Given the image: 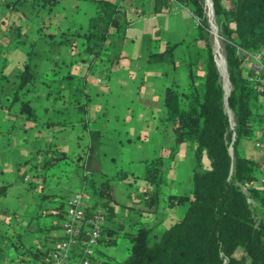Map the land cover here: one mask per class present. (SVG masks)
I'll use <instances>...</instances> for the list:
<instances>
[{
  "label": "trees",
  "instance_id": "obj_1",
  "mask_svg": "<svg viewBox=\"0 0 264 264\" xmlns=\"http://www.w3.org/2000/svg\"><path fill=\"white\" fill-rule=\"evenodd\" d=\"M21 1L16 0L11 4V9L15 10V5ZM58 1L36 0V4L39 9L51 13ZM91 1L95 3V11L84 30L71 32L68 28L58 35L43 34V39L53 45H72L74 38L80 39L76 56H79L81 62L89 59V67L99 61H112L110 54L113 47L125 39L127 26L130 24V21L121 19L124 13L119 5L108 0ZM155 1L166 6L168 2ZM176 1L196 20L197 30L193 36L196 55L194 63H190L189 75L194 76L192 68L196 67L203 81L201 93L193 84L187 90H180L177 84H171L165 87L162 98L164 119L173 126V147L168 158L174 159L178 148L183 144L190 143L193 146L195 165L191 171L189 192L172 193L165 198V206L169 210L181 206L186 209L180 220L161 233H155L163 223L159 200L162 186L166 183L167 169L164 167L162 155L144 160L142 175L134 176L135 179L145 182L142 204L134 209L141 217H152V221H139L133 231H126L122 223L118 222L115 234H122L130 241L127 257L121 261L111 259L101 262L92 256L90 264H264V185L260 183L264 178L263 161L240 153L242 141L249 140L255 144L262 138L264 104L257 88L249 81V74L238 52L243 50L261 53L264 62V0H209L223 45L231 89L226 98V108L225 89L222 76L218 74L217 65L215 66L217 60L214 61L204 0ZM6 30L12 34L11 48H16L18 42H25L20 25H9ZM32 45L30 43L31 47ZM173 47L174 45H168L162 53H150L147 63L150 66L174 64ZM31 53L32 51L26 55L23 70L15 77V85L8 97L10 104L3 105L0 101V107L10 111L13 105H18V113L27 121L38 125V116L27 98L36 77L30 68ZM72 56H75L74 53ZM86 76L87 73L82 79H78L68 70L63 77L65 80H73L65 84L68 93L62 96L63 91L58 88L54 92L53 100L59 99L77 112L79 123L87 131V146L74 157H70L57 145L48 143L43 150H38V154L43 157L36 165L47 172L61 163L73 162L76 171L80 170L78 178L82 187L79 190L86 191L91 198L86 215L89 216L94 209H100L106 222L115 217V197L109 178L99 184L95 180L96 175L103 176L99 157L102 133L89 129L85 124L88 97L85 89L79 90L78 85L80 81L84 85ZM5 79L0 66V96L4 92ZM44 84L48 88L49 83ZM47 92L48 96L52 95L50 89ZM227 111L232 116V131L229 129L231 123ZM55 124L46 122L44 126ZM232 132L234 139L231 143ZM230 144L232 154L228 151ZM9 186L10 184L0 185V200L6 196ZM95 196L99 197L98 201ZM51 197L42 195L44 199ZM66 201H60L53 209L52 223L48 229L39 223L41 214L45 215L42 209L29 217V225L24 232L33 235L36 243L34 248L22 243L20 230L13 227L10 236L0 231V259H6L10 255L9 250H12L15 257L11 262L46 264L45 259L56 247H48L46 240L57 245L62 238H53L52 235L44 233L62 230L66 219ZM105 222L98 245H115L116 236L106 235ZM78 256L79 253H75V257Z\"/></svg>",
  "mask_w": 264,
  "mask_h": 264
},
{
  "label": "crops",
  "instance_id": "obj_2",
  "mask_svg": "<svg viewBox=\"0 0 264 264\" xmlns=\"http://www.w3.org/2000/svg\"><path fill=\"white\" fill-rule=\"evenodd\" d=\"M76 2L78 1L75 0V7L77 6ZM11 4L12 3L7 0H3V2L0 3V14L4 12L6 15L8 13V16H4L0 21V39L4 38L9 43L11 42L12 34L11 32L7 33L5 28L9 26L6 24L9 23L8 17L11 15ZM181 10H184V12H186L194 21L195 34L197 30L196 20L187 9L183 7H173L169 5L168 2L166 6L157 3L155 0H136L135 10H132L131 12L138 22H140L141 26L144 27L142 31L143 33H141L144 37H147L145 40L146 48H144L145 50L143 53H134L132 47H130V54L128 55H125L123 52L115 55L111 54V73L114 76L113 80L115 81V85L113 86L114 88H120L118 90L120 95L117 100L106 102L105 107L97 105L92 107L88 105L85 124L89 129L99 130L102 133L100 148L103 149V155H105L106 151H110L114 156L115 150L117 151L119 147L130 152L132 151V147H134L137 148V153H146L149 151L150 145L146 144V142L150 132L145 126V122L148 123L150 118L155 119L156 111L154 110V106L155 104H158V99L163 97L165 87L171 84H176V80L174 79L175 71L171 70L173 75L168 69L163 72L164 74L161 72L167 77L166 79L159 81L157 95H154L153 92L149 91V88L143 86V84L141 86L137 85L138 81L143 83L146 77L150 75L149 72H146L145 75H140L142 74V70L139 68L138 60L139 62H143L145 66H150L147 63V58L150 53H162L166 50L167 46L172 43L174 45L173 55H176L180 48H182L181 41L183 40V37L186 36L189 28L191 29V24L186 21V18L183 15H180ZM121 11L126 14L125 10L121 9ZM131 22L132 20H130V24ZM161 24L163 25V29H161ZM74 27L75 26H69L68 28H70L71 32H78ZM80 29H82V26H80ZM62 30L63 29L59 28L60 32H62ZM33 33L34 31L21 26V34L25 38L28 36L35 37ZM133 39L135 40V38ZM133 39H131L132 43H134ZM189 42L191 47L188 49L189 52L196 55L193 37ZM7 45L11 47V44ZM151 47H156L157 50H149ZM12 50L13 48L10 49V52ZM73 52L72 49L68 50L67 54L69 55H65L64 57L55 55L54 69L46 70V68L42 66L40 70H36L38 72H36L37 75H40L39 72H42L44 76L50 78H42L37 81L34 80L30 94L27 96L30 100L31 106L38 116V125L27 121L24 116L20 115L18 113V105H13L10 108V111L4 107H0V185L10 184L6 196L0 200V231L6 236H10L13 227L14 229L20 230L22 243L31 248H34L36 244L34 237L32 234L24 232L29 225V217L42 209L45 215L41 214L39 223L48 229L52 223L51 214L53 213V209L60 201H66L67 198L82 187V183L79 180L73 179L69 181V174L76 172L73 162L61 163L47 172L36 165L41 162L43 157L42 154H38V150H43L48 143L57 145L70 157H74L88 144L87 131L82 124L79 123L77 112L65 102L60 101L59 99L57 101L53 100L54 92L58 90V88H61L63 91L62 96H65L68 93L65 84H68L73 80H65L63 77L68 70L71 71L69 64L71 65L70 58ZM10 56L12 55H0V66L3 68V74L5 77H9L8 74H6V71H4V67L8 63ZM26 57V54L17 57L18 60L16 64L20 70L11 75L14 78L12 82L4 83V92L3 95L0 96V101L3 105L10 104L8 98L10 97V91L15 85V77L17 73L22 70ZM4 59L5 62H3ZM166 65L176 67L175 60L174 64ZM95 67H98V70L95 72L99 73L100 66L97 65ZM79 70H84V67ZM86 73L88 75V72ZM161 73L154 72L151 76L158 77ZM43 79L49 83L48 88L45 86ZM89 80L92 83L93 92L96 96L100 94L103 95L111 89L112 83L110 84V82L105 87L106 92H103V87H98L101 84L97 79L94 78L91 80L90 78ZM127 81H130L132 86L131 89L125 91L124 86L127 84ZM46 89L52 91L51 96H48ZM84 91L86 92V90ZM86 94L87 96L89 95L87 92ZM46 122L56 124L46 127L44 126V123ZM62 123L65 125H61ZM241 145L243 147H241L240 150L241 155L245 156L247 153H252L248 158L256 160L255 157L258 156V161L264 159V154L259 150L260 153H257V149H255L252 142L250 145L246 143ZM185 151H189L192 157L189 169L190 173L188 172V174L186 172V184L182 187V185L176 183L178 175L174 169L175 165H169L165 174L166 183L162 186L159 200V212L163 215V223L155 230L156 234L161 233V231L169 227L171 224L180 220L183 216L182 213H184V210L186 209L185 207L182 210V207H180L177 210L168 211L164 204L167 195L172 193L184 194L189 191L191 184V171L195 165L193 146L190 143L183 144L179 147L178 153L175 156V159H177L175 164L179 165L178 163L184 161L185 157H179L178 154L180 152L186 153ZM130 159V162L134 161L132 158ZM27 161L29 162L27 163ZM117 175H119V173H117ZM20 178H23V180H20ZM95 179L96 183L99 184L105 180V176L97 175ZM115 182H117L118 186L126 184V181L119 178V176L116 178ZM128 185L133 186L132 183H128ZM135 186L136 188L134 191H132L133 188L130 187V189H128L129 192H125V201H118L116 194L114 193L115 203H113V211L115 217L112 221L107 220L105 222L106 235L117 236L115 233L118 228V222L122 223L126 231H133L136 229L139 221H152V217H141L135 212L134 207H140L142 204V193L145 188V183L141 181L139 186L137 184ZM9 191L10 193L8 196ZM42 195H51L52 197L50 199H44L42 198ZM1 210H5L6 212L3 213ZM178 211L180 212L179 214ZM46 234L49 236L52 235L53 238L57 239L63 237L62 230H55L52 232L47 231L44 235ZM46 244L48 247L56 246L55 243L47 240ZM98 247L96 253L99 252ZM126 250L128 251V248ZM9 253L10 255L6 259H0V264H26V261L23 263L11 262V259L15 257V253L12 250H9ZM111 259L115 260L110 256L109 260Z\"/></svg>",
  "mask_w": 264,
  "mask_h": 264
},
{
  "label": "rangeland",
  "instance_id": "obj_3",
  "mask_svg": "<svg viewBox=\"0 0 264 264\" xmlns=\"http://www.w3.org/2000/svg\"><path fill=\"white\" fill-rule=\"evenodd\" d=\"M7 1L14 4L16 0H7ZM77 1H78L76 2L77 6L75 7V0H59L56 7L53 9L51 13H48L45 10L39 9V6L36 4V0H22L18 5L17 4L15 5V10L10 8L11 15L8 17V22L10 24L7 23L6 25H13V24L21 25L23 28H28L29 30L34 31L33 34L35 35V37L34 36L26 37L25 42H18L16 44V48L13 47V50L11 52H10L11 47L7 45L11 43L7 42L6 39L4 38L0 39V55H12L10 56L8 63L4 67V71H6V74H8L9 76V77H6L4 83L12 82L14 78L11 75L20 70L18 69L17 64H16L18 60L17 57H19L20 55H23V54L27 55L29 52L32 51L29 63H30L31 70L36 74L37 72L36 70L38 69L40 70L42 66L45 67L46 70H49L52 68L54 69L55 68V55L64 57L65 55H69L67 54V51L72 49L74 51L73 53L75 56H71L70 58L71 65L68 63L69 68L71 70L70 71L71 74L78 77V79H82L84 75L86 74V72H88V75L85 77L86 82L84 81L85 82L84 85H82L83 81H80V80H79L80 85H78L79 90L83 91V88H84L86 92L89 94L87 96L88 105L92 107L96 105L105 107L106 102H111L113 100L118 99V96L120 95L119 94L120 92L118 90L120 88H114L113 86L115 85V81L113 80L114 76L111 73L112 64L110 62L102 63L99 61V62H96L95 65H91L90 67H89V62H90L89 59H87L85 62H81L79 59V56H76L77 49L80 48V43H81L80 39L78 38H74V42L72 45H69V44L53 45V44L47 43L43 39V34H49V33L55 34L56 33L58 35L60 33L59 28L63 29L62 31H64L68 29L69 26H75L74 28H76L78 32H81L82 30L86 28L89 17L94 14L95 3L91 0H77ZM108 1L116 5H119L122 10L126 11V14L121 16L122 20L125 19L128 22L132 20L131 24L127 26V30L125 33V39L115 44L111 54L115 55V54L123 52L125 55H128L130 54V49H129L130 47H132V50L134 53H143L145 50L144 48H146L145 40L147 37H144V35H142L143 33L142 31L144 27L141 26L140 22H138L136 17H134V15L131 12L132 10H135L136 0H108ZM208 1L209 0H204V4L206 5L207 10L209 9ZM2 2L3 0H0V3ZM180 15H183L186 18V21H188V23L191 24V29L189 28V31L186 33V36L183 37V40L181 39L182 48H180V50L176 53V55H174L176 67H173L172 65L170 66L169 65H154V66L147 65L145 66L143 62H139L138 60L139 68L142 70L141 72L142 74L140 75H145L146 72H149L150 75L146 77L143 83L141 81H138L137 85L141 86L143 84V86L148 87L149 91L153 92L154 95H157L158 88H159V81H161L162 79H166L167 77L163 75L164 74L163 72L166 69H168L169 71L171 70L175 71L174 79L176 80V84L178 85L180 90H187L189 86L193 84V86L196 88V90L199 93L203 91L202 78L199 76L200 72L198 71V69L196 67L192 68V73L194 76L189 75V71L191 68L190 63H194L195 61L194 53L189 52L188 50L191 48L189 41L194 35L195 23L188 16V14L184 12V10H181ZM4 16H8V13L6 15L4 14V12L0 14V21ZM208 25H209V30H210V40L212 44L213 55H214L215 61L217 60V63L220 64L219 60L221 58L225 59V57L223 53V45L218 36L217 26L215 25V22H214V16H213L212 26L210 25L209 22H208ZM80 26H82V29H80ZM161 29H163L162 24H161ZM212 29L214 30V32L216 29V35L220 42L216 38L214 39V42H213ZM133 38H135V40ZM131 39L134 40V43L131 42ZM30 43H33L32 47L30 46ZM170 45H173V43ZM214 49H217L219 51L215 53ZM149 50L155 51L157 49L156 47H151ZM26 59L27 57L25 58V60ZM97 65L100 66L99 73L95 72L96 70H98L97 69L98 67H95ZM81 67H84V70H79L81 69ZM22 70H23V67H22ZM172 71L170 73L173 75ZM154 72L155 73L162 72L163 74L162 73L159 74L158 77H152L151 75ZM39 73L40 75L36 74V77H35L36 81L42 78L50 79L49 77L44 76L42 72H39ZM224 76L225 75L222 74L221 79H222L223 87L224 89L227 87L230 88L228 76L226 78V83H225ZM90 78L91 80L94 78L97 79V81L101 84L98 87H101V88L103 87L102 88L103 92H106L105 87L109 84V82L110 84L112 83L110 91L103 95L100 94L96 96L93 92L92 83L89 80ZM44 82L46 81L44 80ZM126 83L127 84L124 86L125 91L131 89V86H132L130 81H127ZM91 88H92V93H91ZM162 98H159L158 104H155L154 106V110L156 111L155 119L150 118L148 123L145 122V126L150 132L148 140L146 142V144L150 145L149 151H147L146 153L143 152L144 154L137 153V148L132 147V151L130 152L118 146L119 149H117V151L116 150L115 152L112 151L114 152V156H113L112 153H110V151H106L105 155H103L102 153L103 149L100 148L99 155L101 158L100 165H101L102 174L103 176H105V178L110 179V184L112 186V189L114 190L113 193L116 194L118 201H123V200L125 201V192L127 191L129 192L128 189H130V187L133 188L132 191H134V189L136 188L135 185L137 184L139 186L142 180L135 179L134 176L136 177V176L142 175L143 167H144L142 162L144 160L157 157L159 156V154H162V156L164 157V167L167 170H168L169 165H172V166L175 165L174 169L176 170V174L178 175V180L176 181V183L182 185V187L185 186L186 184L185 174L186 172L190 173L189 169H190L192 157L189 151H185L186 153L180 152L178 156L185 157V158L183 162L178 163L179 165L175 164L177 160L175 159V156H174V159L168 158V155H170V152L173 147V134H172L173 126L170 122L164 119V108L162 105ZM243 143L250 145L251 141L249 140L242 141L240 143V150L242 147L241 144ZM153 149H154V152H153ZM256 152L260 153L258 150H256ZM251 154L252 153H247V155L245 156L249 157L251 156ZM130 158H132L134 161L130 162L131 160ZM255 159L258 160L259 157L256 156ZM262 161L264 163V160ZM78 172L80 173L79 169H77V171L72 174L70 173L69 181L73 179L79 180ZM117 173H119V175H117ZM99 176H102V175H99ZM118 176L119 178L126 181L125 185L123 184L121 186H118L117 182H115ZM142 182L145 183L144 181ZM128 183H132L133 186L128 185ZM9 193L10 191L8 192V196H9ZM94 198L97 201L99 199L98 196H95ZM164 204L166 205V202ZM251 205L253 206L252 203ZM181 207H182L181 208L182 210L185 208V206H181ZM165 208L168 211H174V210L179 209L180 207L174 210H169L166 206ZM179 211H178V214L180 213ZM116 240H117L116 244L112 246H105L104 244L99 245L98 247L99 252L98 253L95 252L94 256L98 258V260H100L101 262H108L110 256L113 257L115 260H119V261L124 260L127 257L126 249L130 246V241L128 238H125L122 234L117 235ZM100 264H103V263H100Z\"/></svg>",
  "mask_w": 264,
  "mask_h": 264
},
{
  "label": "built area",
  "instance_id": "obj_4",
  "mask_svg": "<svg viewBox=\"0 0 264 264\" xmlns=\"http://www.w3.org/2000/svg\"><path fill=\"white\" fill-rule=\"evenodd\" d=\"M169 5L182 8L176 0H167ZM243 64L249 74V81L257 88L264 104V62L261 53L238 51ZM233 130V124L230 131ZM232 141L234 133L231 134ZM255 149L264 154V128L262 138L254 144ZM232 154L231 144L228 147ZM264 168V163L262 164ZM264 185V178L260 180ZM90 196L84 190L73 193L66 201V219L62 227V240L45 259L46 264H90V258L95 255V248L101 237L105 217L100 209H94L89 216L86 210L89 207ZM75 253H79L75 257Z\"/></svg>",
  "mask_w": 264,
  "mask_h": 264
},
{
  "label": "bare ground",
  "instance_id": "obj_5",
  "mask_svg": "<svg viewBox=\"0 0 264 264\" xmlns=\"http://www.w3.org/2000/svg\"><path fill=\"white\" fill-rule=\"evenodd\" d=\"M208 6H209V9L207 10V16H208V20H209V23H210V25L212 26V22H213V13H212V7H211V5H210V3H209V1H208ZM212 36H213V42H214V39L216 38L218 41H219V39H218V37H217V35H216V31L214 32V30L212 29ZM220 42V41H219ZM218 44H220V43H218ZM214 46H215V44H214ZM218 46V45H217ZM221 49V48H220ZM214 51H215V53H217L219 50H217V49H214ZM220 53V52H219ZM222 55V54H221ZM219 63L220 64H218L217 62H216V65H217V68H218V70H219V73L221 74V76H222V74L223 75H225L224 76V79H225V83H226V78H227V66H226V63H225V59H220L219 60ZM225 97H227L228 96V94H229V91H230V88H225Z\"/></svg>",
  "mask_w": 264,
  "mask_h": 264
},
{
  "label": "water",
  "instance_id": "obj_6",
  "mask_svg": "<svg viewBox=\"0 0 264 264\" xmlns=\"http://www.w3.org/2000/svg\"><path fill=\"white\" fill-rule=\"evenodd\" d=\"M211 3V2H210ZM211 6H212V4H211ZM212 12H213V10H212ZM207 22H209L208 20H207ZM215 61V60H214ZM215 66H216V63H215ZM216 69H217V67H216ZM218 71V70H217ZM218 74H219V72H218ZM231 90V89H230ZM229 93H230V91H229ZM228 96H229V94H228ZM227 96V97H228ZM227 97H224V100H225V108H226V98ZM227 113H228V116H229V119H230V123H231V125H230V128L229 129H231V127H232V116H231V113L229 112V111H227ZM233 141H231V143H232Z\"/></svg>",
  "mask_w": 264,
  "mask_h": 264
}]
</instances>
